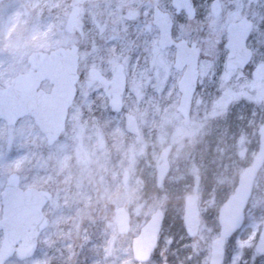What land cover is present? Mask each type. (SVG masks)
Returning a JSON list of instances; mask_svg holds the SVG:
<instances>
[{"label":"rangeland","instance_id":"374dc122","mask_svg":"<svg viewBox=\"0 0 264 264\" xmlns=\"http://www.w3.org/2000/svg\"><path fill=\"white\" fill-rule=\"evenodd\" d=\"M211 0H193L195 15L175 12L172 0H5L0 3V84L9 86L25 72L34 50L79 46L76 95L65 129L48 145L31 115L15 124L0 118L1 192L11 172L22 187L48 190L42 210L49 224L38 235L35 253L5 264H208L219 205L232 192L248 164L256 129L264 122V105L254 98L260 84L250 68L264 65V0H220L214 17ZM75 23L67 30L73 6ZM154 7L172 19V36L200 47L198 79L187 124L176 106L182 74L173 66L175 47L160 48ZM251 18L248 46L251 64L244 70L224 68L226 27ZM122 63L126 75L121 111H112L104 88L88 77L94 67L106 77ZM50 84L41 87L49 90ZM135 115L140 133L125 129L124 112ZM119 129L123 136L113 135ZM172 144L170 170L155 185L159 150ZM63 162V165L60 163ZM63 166V167H62ZM62 167V168H61ZM64 167H67L64 169ZM198 194L201 223L194 237L162 225L156 248L144 262L133 258L132 237L155 208L180 228L184 196ZM131 215L130 230L117 232L114 209ZM243 228L227 243L225 264H264L254 245L264 216V164L247 204ZM2 234L0 231V242ZM244 256L247 259L244 260Z\"/></svg>","mask_w":264,"mask_h":264},{"label":"water","instance_id":"95a60500","mask_svg":"<svg viewBox=\"0 0 264 264\" xmlns=\"http://www.w3.org/2000/svg\"><path fill=\"white\" fill-rule=\"evenodd\" d=\"M172 6L177 13L183 10L188 18L195 15L192 0H172ZM221 10L220 0H212L210 3L212 15L218 16ZM78 12L79 6H73L67 18V30L72 29ZM152 22L159 29L158 44L160 48L175 47L173 66L182 70L177 83L180 97L176 108L182 116L183 123L186 124L190 120L191 103L197 86L200 47L194 41L189 44L186 39L176 40L173 38L171 33L173 22L167 11L154 7ZM252 29L253 21L247 16L231 20L228 23L226 27L227 40L224 44L227 49L225 70H242L250 62L252 49L248 46L247 41ZM78 51V45L72 44L59 46L50 51L31 52L27 61L32 71L17 73L9 86L0 84V118H3L7 124H15L20 117L31 115L44 133L47 144H53L65 128L69 107L76 95V82L79 78ZM254 68L261 70L264 69V65L253 67L250 72L252 79L261 80L258 76L253 75ZM87 74L90 79L98 80L104 87L110 109L121 111L126 87L124 65L118 63L110 78L94 67L88 68ZM43 81H48L51 84L49 90L40 86ZM254 97L264 105V83L254 89ZM124 118L125 129L139 135L140 131L135 115L124 112ZM257 134V148L250 163L239 172L233 191L218 209L219 231L211 240L208 264H223L227 239L239 231L244 224L245 209L252 194L254 180L264 164V123L257 127ZM171 149L172 145L167 144L158 153L155 163V184L157 187L162 184L168 174ZM50 197L51 192L48 190L35 187L22 188L20 175L17 172H11L6 177L1 192L0 264H4L13 255L22 260L34 254L38 234L49 223V218L43 214L42 208ZM130 218L131 215L124 206L114 209L113 220L118 233L125 234L129 231ZM163 220L162 209L156 208L140 227L138 234L132 238L131 250L135 260L144 262L151 257ZM182 221L186 234L190 237L195 236L201 221L196 193H189L184 197ZM255 250L264 255V216L255 243Z\"/></svg>","mask_w":264,"mask_h":264},{"label":"trees","instance_id":"16d2710c","mask_svg":"<svg viewBox=\"0 0 264 264\" xmlns=\"http://www.w3.org/2000/svg\"><path fill=\"white\" fill-rule=\"evenodd\" d=\"M256 144H257V141L254 139V141L251 143V145H250V149H252V148H254V147H256ZM168 225H170V230H171V232H178V233H181L182 231H184L183 230V225H182V222L180 221V228H175V227H173V223H171L170 222V219H169V216H167V214L165 215V219H164V224H163V227H164V229L168 226ZM214 227H217L216 225H217V223H216V221H214ZM230 241H232V239L230 240ZM245 257V259H247L246 257L247 256H244ZM241 264H249V263H247V262H243V263H241ZM253 264H256L255 262L253 263Z\"/></svg>","mask_w":264,"mask_h":264},{"label":"snow or ice","instance_id":"6c2138e0","mask_svg":"<svg viewBox=\"0 0 264 264\" xmlns=\"http://www.w3.org/2000/svg\"><path fill=\"white\" fill-rule=\"evenodd\" d=\"M253 75L258 76L262 81H264V69L257 70L254 68L253 69ZM193 89H194V85H193Z\"/></svg>","mask_w":264,"mask_h":264},{"label":"bare ground","instance_id":"6f19581e","mask_svg":"<svg viewBox=\"0 0 264 264\" xmlns=\"http://www.w3.org/2000/svg\"><path fill=\"white\" fill-rule=\"evenodd\" d=\"M112 133H113V135H118L120 138H122V136H123L122 132L118 128L115 131H113ZM60 164L63 165V162H61ZM66 168L67 167H64V169H66Z\"/></svg>","mask_w":264,"mask_h":264},{"label":"flooded vegetation","instance_id":"af4514ba","mask_svg":"<svg viewBox=\"0 0 264 264\" xmlns=\"http://www.w3.org/2000/svg\"><path fill=\"white\" fill-rule=\"evenodd\" d=\"M30 70H31V68H30V67H28V69H27L26 71H30ZM26 71H25V72H26Z\"/></svg>","mask_w":264,"mask_h":264}]
</instances>
